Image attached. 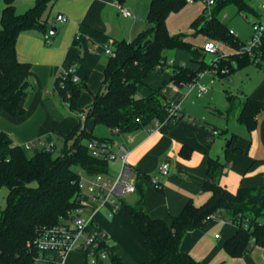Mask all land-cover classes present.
<instances>
[{"label":"crops","instance_id":"1","mask_svg":"<svg viewBox=\"0 0 264 264\" xmlns=\"http://www.w3.org/2000/svg\"><path fill=\"white\" fill-rule=\"evenodd\" d=\"M41 1L15 0L16 13L23 14ZM149 3L150 0H123L121 3L118 0H49L47 33L52 35L51 44H45L43 35L34 30L18 35L15 44L17 60L30 65L28 88L21 101L24 115L11 116L0 109V132L7 134L15 145L24 150L28 144L39 140L54 145L61 142L63 136L79 125L77 113L89 109L93 96L100 89L110 58L105 49L113 51L116 42H130L148 28ZM118 4L131 16H121L116 7ZM263 4L264 0L261 6ZM203 9V5L196 2L170 14L166 19L168 33L180 34L183 28H187L182 33L187 35L186 40L198 47L203 46L205 38L192 36L190 28ZM57 15H64L66 22L58 23ZM221 17L222 21L226 19V13ZM53 28L56 32L51 34ZM218 49L224 55L232 52L223 43ZM165 57L169 67L161 74L149 73L138 85L137 97H146L159 90L167 102L179 107V115L183 119L164 123L156 129L150 130L149 126L128 134H113L108 130L105 139L110 140L117 153L120 147L126 149L127 163L133 170L137 190L122 197L120 205L123 202L127 206H135L143 196V208L148 216L169 226L171 219L178 216L188 203L199 207L209 198L210 194L202 187L208 180L206 172L210 159L224 165L218 183L228 192L235 194L239 189L264 188V70L258 72L254 70L255 66L248 65L219 78L222 81L231 79L234 74L246 71L247 79L238 89V105L220 107L219 97L213 93L207 99L210 103L206 105L204 102L202 111L201 104L189 99L195 87L190 88V84L177 86L171 82V66L197 68L198 64L192 62L188 53L179 50L168 51ZM66 66L75 67L78 84L84 87L76 102V112L62 107L54 89L56 75ZM250 66L254 68L249 69ZM206 89L202 96L196 89L198 99L208 94V87ZM247 99L263 105L251 132L237 121ZM228 101H232V97ZM86 130L92 132L88 124ZM232 136L237 137L236 150L226 154ZM164 164H168L166 175L160 173ZM118 169L117 161L109 163L110 174H115ZM151 179L157 180L159 189L153 186ZM81 201L86 204L85 215H94V221L110 239L108 256L93 262L82 252L71 251L63 264H112V256L124 264H142L152 260V253L141 247L142 237L125 208L109 214L105 209L96 211V204L87 194L82 195ZM223 215L200 229L188 232L180 243V251L199 264H264V248L260 246L249 245L248 252L238 258L225 253L223 245L234 236L237 227Z\"/></svg>","mask_w":264,"mask_h":264},{"label":"trees","instance_id":"2","mask_svg":"<svg viewBox=\"0 0 264 264\" xmlns=\"http://www.w3.org/2000/svg\"><path fill=\"white\" fill-rule=\"evenodd\" d=\"M122 1L118 0L119 3ZM2 2L0 109L11 116H22L21 101L28 88L30 65L17 60L15 44L22 32L34 30L42 35L48 32L49 0H42L23 14L16 13L15 0ZM186 5V0H150L146 16L148 28L130 42L114 44V57L107 60L100 89L93 96L84 126L77 125L63 136L60 150L53 144V151H49L34 142V147L27 150L33 153L28 156L26 150L0 132V190H7L5 207L0 210V264H31L36 253L29 250L28 243L33 242L43 229L69 222L81 207L80 172L88 177L109 173V163L91 157L85 143L93 139L110 140L88 132L86 126L89 122L110 131L116 129L118 134H128L152 126L156 121L176 123L183 119L182 115L169 116V103L159 90L146 97H137V87L149 73L161 74L169 67L165 57L168 51L186 52L192 62L198 64L197 68L171 66V82L177 86L192 84L199 74L213 69L214 65L205 62L202 46L188 42L185 34L168 33L166 19ZM228 7H234L237 14H255L250 0H215L209 15L204 7L202 14L191 23L192 36L223 43L236 51L240 41L229 34V29L220 18ZM148 40L150 43L144 45ZM248 65L253 64L247 56L234 53L220 56L215 70L218 78L222 79ZM83 88L81 84L73 83L70 77L54 81L60 102L66 93L70 94L71 112H76V102ZM262 108L260 102L247 99L237 118L238 123L245 126L248 132L253 131L255 118ZM236 139V136L231 137L226 154L236 150ZM223 171L224 165L220 161L209 160L208 180L202 187L210 194L209 198L199 207L188 203L178 216L171 219L169 226L148 216L143 208V196L135 206L121 203L142 237L141 247L153 255L152 260L142 264H199L180 251V243L188 232L208 224L216 212L219 218L224 214L237 227L234 236L223 245L229 257L245 255L249 245L264 248V188L239 189L232 194L219 186L218 180ZM92 226L96 230L101 229L98 225L99 229ZM111 262L124 264L116 256L111 257Z\"/></svg>","mask_w":264,"mask_h":264},{"label":"built area","instance_id":"3","mask_svg":"<svg viewBox=\"0 0 264 264\" xmlns=\"http://www.w3.org/2000/svg\"><path fill=\"white\" fill-rule=\"evenodd\" d=\"M187 4L195 3V0H186ZM215 0H200L203 7L206 8L208 15L214 5ZM118 12L123 17H130L131 13L124 9L121 5L116 6ZM264 11V4L261 6ZM225 17V16H224ZM64 15H57L56 21L60 24L66 22ZM229 34L236 37L232 30ZM44 43L50 45V35L47 33L43 35ZM202 51L205 54L216 55L213 62L214 68L211 70L216 74L215 66L217 59L221 56H226L219 53L218 46L215 42L208 41L202 46ZM234 53L238 55L247 56L255 67L264 70V23L256 22L252 25L251 35L245 43H240L238 49ZM105 54L109 57H114V53L110 48L105 49ZM207 72V71H205ZM205 72L198 75L197 80L190 84V88H197L198 95L202 96L206 93L205 86L198 84L199 79ZM70 77L73 83H78V78L75 74L74 66H66L62 68L55 79L63 80ZM70 94L66 93L64 99L61 100L62 107L70 111ZM169 103V102H168ZM88 110L77 113L79 125L84 126ZM179 115V107L176 104L169 103V116L177 117ZM166 123V122H164ZM164 123L154 122L151 129H156ZM113 134H118V130H113ZM216 134V132H214ZM39 147L46 150L53 151V143L38 141L36 143ZM34 142L26 146V150L34 147ZM89 155L95 159L105 160L108 163L117 161L119 169L115 174H97L93 177H88L80 172L81 183L80 187L88 193L89 199L96 204L97 210L105 209L109 214L118 212L121 208L120 200L128 194H133L136 190L133 170L127 163L128 153L124 147L119 148L117 153L111 142L100 141L93 139L85 143ZM160 173L166 175L168 173V164H164ZM84 182V183H83ZM153 186L157 189L160 184L156 179H151ZM83 195V194H82ZM81 195V197H82ZM81 207L77 209L73 215L74 220L63 223L57 226L43 229L33 242L28 243L29 250L35 251L31 264H63L66 255L71 251L82 252L88 259L97 260L104 259L109 252V237L99 229L97 224H94V215H85V207L80 199ZM219 219L218 212L211 216V220ZM231 222V221H230ZM232 223V222H231ZM234 224V223H232ZM92 225L97 227L96 230ZM246 227V225H244ZM218 238V235H215ZM44 253H48L44 255Z\"/></svg>","mask_w":264,"mask_h":264},{"label":"rangeland","instance_id":"4","mask_svg":"<svg viewBox=\"0 0 264 264\" xmlns=\"http://www.w3.org/2000/svg\"><path fill=\"white\" fill-rule=\"evenodd\" d=\"M263 0H250V5L254 8L255 14H244L245 17H243V14H237V11L235 10L234 7H228L224 13H226V19H223V23L226 24L227 28L229 30H232L234 34L236 35V38L240 41V43H245L248 38L251 35V30H252V25L253 23H264V11L261 8ZM1 6L3 7V2L0 0V8ZM1 13V10H0ZM222 18V17H221ZM180 28V27H179ZM187 28H183L180 33H184L187 30ZM52 35H50V38ZM210 41L209 39L205 38V42ZM212 41V40H211ZM214 42V41H212ZM217 46H219V42H215ZM225 45V44H224ZM227 46V45H226ZM230 48V47H229ZM232 52L231 54H234V50L231 49ZM220 54H222L219 51ZM231 54H227L226 56H229ZM216 55H209L205 54V62L207 63H212ZM253 66H250L249 69H252ZM214 68V66H213ZM254 68V67H253ZM256 71H263L259 69H255ZM240 71V70H239ZM246 71H240L231 77V79L227 80H220L217 76V74H213L210 71L205 72V74L202 75V77L199 79L198 84L200 86H206L208 87V94L203 96V98L198 99L197 94H196V89H193L191 94L189 95V99L196 101L197 103L201 104V110L204 111V102L210 103L207 99L210 94L217 93V96L219 97V103L220 107L224 106H237L238 101L237 98L240 96L238 89L242 87V85L245 83V80L247 79V76H245ZM264 72V71H263ZM216 75V76H215ZM244 81V82H243ZM243 82V84H241ZM232 97V101H228V99ZM88 127L92 130L93 135L99 138H107L109 131L106 127L101 126V125H96L93 126L91 122L88 123ZM62 143L59 142L56 147L58 150L61 149ZM32 151H27V155L31 156ZM84 183V182H83ZM82 194L86 195L88 194L85 191V187L82 189ZM7 196V190L6 189H1L0 190V210H2L5 207V199Z\"/></svg>","mask_w":264,"mask_h":264},{"label":"water","instance_id":"5","mask_svg":"<svg viewBox=\"0 0 264 264\" xmlns=\"http://www.w3.org/2000/svg\"><path fill=\"white\" fill-rule=\"evenodd\" d=\"M56 32V28H53L51 31H50V33L51 34H54ZM150 43V41L148 40V41H146L145 43H144V45H148ZM74 220V217H71V219H70V221L72 222Z\"/></svg>","mask_w":264,"mask_h":264}]
</instances>
